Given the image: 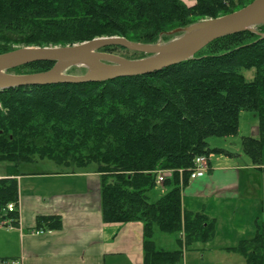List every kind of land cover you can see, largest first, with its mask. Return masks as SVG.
Masks as SVG:
<instances>
[{"label":"trees","instance_id":"obj_1","mask_svg":"<svg viewBox=\"0 0 264 264\" xmlns=\"http://www.w3.org/2000/svg\"><path fill=\"white\" fill-rule=\"evenodd\" d=\"M253 1L196 0L187 6L182 0H0V54L102 37L168 43L183 34L172 31ZM263 35L264 25L225 36L191 60L148 75L0 91V163L18 168L50 160L72 172L92 167L100 175L104 223H142L143 264H180L185 251L216 233L208 216L182 209L195 159L227 153L211 148L209 138L237 135L241 112H253L259 137H242L241 145L253 165H263ZM101 51L130 60L146 57L119 46ZM54 65L36 62L9 73L46 72ZM252 70L254 77L247 79L243 72ZM161 170L174 174L163 182L168 191L151 202ZM10 176L0 178V217L16 219V212L6 211L19 201V184ZM44 222L61 226L58 218ZM156 230L180 235L179 249L158 248ZM227 251L247 264H264V225Z\"/></svg>","mask_w":264,"mask_h":264},{"label":"crops","instance_id":"obj_2","mask_svg":"<svg viewBox=\"0 0 264 264\" xmlns=\"http://www.w3.org/2000/svg\"><path fill=\"white\" fill-rule=\"evenodd\" d=\"M224 139L209 144L227 153L210 156L208 170L189 180L182 191L183 211L208 216L215 223V237L185 251V262L180 264H188L187 253L201 255L202 264L221 262L219 253L236 255L227 249L254 237L258 227L264 225V164L240 163L236 141ZM248 169L257 171V175L247 177ZM10 174L20 183L19 207L15 226L8 225L11 218L0 217V264L13 260L22 264H143L142 223H104L100 175L94 170L39 177ZM37 178L45 182L44 190L37 191L32 183L24 185V181ZM50 217L61 220L60 228L44 222ZM39 230L44 233L32 234ZM225 260L222 264H235L229 257Z\"/></svg>","mask_w":264,"mask_h":264},{"label":"water","instance_id":"obj_3","mask_svg":"<svg viewBox=\"0 0 264 264\" xmlns=\"http://www.w3.org/2000/svg\"><path fill=\"white\" fill-rule=\"evenodd\" d=\"M264 25V0H254L246 7L214 19L170 32L183 33L168 43L140 44L123 37H102L65 47H23L0 54V91L13 88L60 84L99 83L117 78L148 75L191 60L209 44L232 34ZM264 37V35H263ZM119 46L145 54L130 60L101 50ZM54 62L52 69L34 74H13L10 70L36 62ZM81 66L82 75L68 70Z\"/></svg>","mask_w":264,"mask_h":264},{"label":"rangeland","instance_id":"obj_4","mask_svg":"<svg viewBox=\"0 0 264 264\" xmlns=\"http://www.w3.org/2000/svg\"><path fill=\"white\" fill-rule=\"evenodd\" d=\"M182 1L187 6H193L195 4L196 0H182ZM253 30H255V28ZM83 70H85V69H83L81 66H78V67H75V68L68 70L67 73H70L72 75H82L85 73V71H83ZM243 73L247 77V79H252L254 77V70L244 71ZM239 122H240L239 123V133L235 136H231L230 140L236 141V143H237L236 149H238V151L240 152V154L242 156V159L237 158L238 161L240 163H243L244 165H245V163H247V165L253 166L249 157L243 151V148L241 145V139H242V137H248V136L256 137V138L259 137L258 118L256 117L255 113H253V112L243 111V112H241ZM254 130L256 131L255 134H254ZM224 140H225L224 138H220V137H211V138H209L208 141L210 143V141L211 142L212 141L223 142ZM225 145H226V143H225ZM236 149L233 151L237 152ZM217 156H220V155H217ZM211 159H212V157H211ZM263 164H264V155H263ZM91 169H92V167H91ZM91 169H88V170H91ZM207 170H208V168H207ZM161 171H165V170H161ZM62 172H65V173L71 172V170H69L65 167L58 166L56 163H54L53 161H50V160H38L37 162L32 163V164L20 165L18 168H16L13 165H9L7 163H0V178L5 177V175H7L9 173H16L18 175L36 174L37 176L38 175L45 176L47 174H58V173H62ZM178 173L180 176L182 175L180 172H178ZM245 175L247 177H251V179H252L253 177H255L257 175V171H254L252 169H248V170H246ZM172 176H173V172H172ZM12 178H15L17 180L19 186H20L18 178H16V177H12ZM24 183H25L24 185H26V183H32V185L37 189V191L44 190L46 188V185L44 184L45 182L43 181V179H39V178L34 179V180L24 181ZM181 183H183V182H181ZM255 183H256V181H255ZM252 188L254 190L253 186H252ZM167 191H168L167 188H164L162 186H158L155 190L150 192V194H149L150 201L156 202ZM227 205L229 207H233V205H231V204H227ZM224 212H225V210H222V213H224ZM177 238H178L177 234L170 235V234L163 233L159 230H156L155 235L153 237V241L156 243L158 248L174 250V249L179 248V245L177 243ZM217 257L221 258V260H220L221 262H218V263H212L211 262V264H222L223 262L227 261V260H225V258H228V257L231 258L235 264H237V263L239 264L238 260L240 262H242L240 264H246L245 259L239 254H236V255L231 254L227 257V255L225 253H219V255H217ZM185 259L182 260V263L185 262ZM206 259L210 260V259H212V257H210V259L207 257ZM187 260H188L187 261L188 264L189 263L190 264H202L203 263V260H201V255H199V254L196 256H193V255L187 253ZM98 264H103V263L99 262Z\"/></svg>","mask_w":264,"mask_h":264},{"label":"built area","instance_id":"obj_5","mask_svg":"<svg viewBox=\"0 0 264 264\" xmlns=\"http://www.w3.org/2000/svg\"><path fill=\"white\" fill-rule=\"evenodd\" d=\"M208 168V158L206 156H198L194 161V166L190 169V180H195L196 178L202 176ZM172 170L159 171L157 176V183L162 184L167 178L172 177ZM181 174L182 170L179 171ZM6 211L11 214L18 211L16 203H10L7 205ZM8 225L10 227L15 226L17 219H10ZM43 231H33L32 234H42ZM9 264H22L20 260H13Z\"/></svg>","mask_w":264,"mask_h":264}]
</instances>
